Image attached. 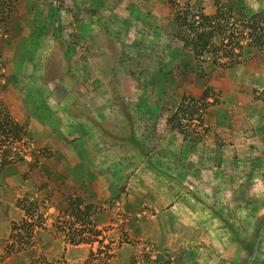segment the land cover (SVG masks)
I'll return each mask as SVG.
<instances>
[{
	"label": "rangeland",
	"instance_id": "rangeland-1",
	"mask_svg": "<svg viewBox=\"0 0 264 264\" xmlns=\"http://www.w3.org/2000/svg\"><path fill=\"white\" fill-rule=\"evenodd\" d=\"M263 7L0 0V264H264Z\"/></svg>",
	"mask_w": 264,
	"mask_h": 264
},
{
	"label": "trees",
	"instance_id": "trees-1",
	"mask_svg": "<svg viewBox=\"0 0 264 264\" xmlns=\"http://www.w3.org/2000/svg\"><path fill=\"white\" fill-rule=\"evenodd\" d=\"M197 16L198 19H193V23H186L188 17L180 15L176 17V20L183 22L188 27L187 31L189 30L187 34H182L181 39L197 55H202L210 45L218 46L212 41L216 33L222 35V45L231 46V37L238 34L246 41L245 45L258 49L264 47V8L254 13L243 12V17L238 22L232 20L234 17L227 10H220L215 15H207L201 12ZM217 20L220 29H217ZM229 52H232L231 47ZM25 225L29 226L27 223ZM86 236H88L86 239L89 238V235ZM249 252L252 253V249ZM93 254L91 253V255Z\"/></svg>",
	"mask_w": 264,
	"mask_h": 264
},
{
	"label": "crops",
	"instance_id": "crops-1",
	"mask_svg": "<svg viewBox=\"0 0 264 264\" xmlns=\"http://www.w3.org/2000/svg\"><path fill=\"white\" fill-rule=\"evenodd\" d=\"M264 8V7H263Z\"/></svg>",
	"mask_w": 264,
	"mask_h": 264
}]
</instances>
